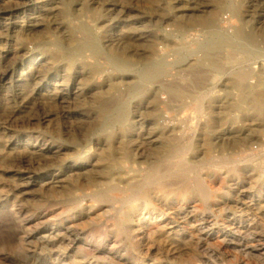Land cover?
Listing matches in <instances>:
<instances>
[{
	"label": "rangeland",
	"instance_id": "1",
	"mask_svg": "<svg viewBox=\"0 0 264 264\" xmlns=\"http://www.w3.org/2000/svg\"><path fill=\"white\" fill-rule=\"evenodd\" d=\"M0 264H264V0H0Z\"/></svg>",
	"mask_w": 264,
	"mask_h": 264
},
{
	"label": "bare ground",
	"instance_id": "2",
	"mask_svg": "<svg viewBox=\"0 0 264 264\" xmlns=\"http://www.w3.org/2000/svg\"><path fill=\"white\" fill-rule=\"evenodd\" d=\"M220 19V18H219ZM210 21H212V20H210ZM154 113V112H153ZM111 155V154H110ZM108 160V159H107ZM118 160V159H117ZM130 162V164H134V163H136L135 161H129ZM128 167V166H127ZM132 167H133V165H132ZM131 170V169H130ZM202 193V192H201ZM142 195H145V192H142L141 193ZM203 194V193H202Z\"/></svg>",
	"mask_w": 264,
	"mask_h": 264
}]
</instances>
